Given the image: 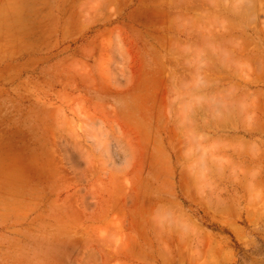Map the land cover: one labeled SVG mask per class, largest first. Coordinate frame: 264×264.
<instances>
[{
    "label": "rangeland",
    "instance_id": "obj_1",
    "mask_svg": "<svg viewBox=\"0 0 264 264\" xmlns=\"http://www.w3.org/2000/svg\"><path fill=\"white\" fill-rule=\"evenodd\" d=\"M199 251L264 264V0H0V264Z\"/></svg>",
    "mask_w": 264,
    "mask_h": 264
},
{
    "label": "bare ground",
    "instance_id": "obj_2",
    "mask_svg": "<svg viewBox=\"0 0 264 264\" xmlns=\"http://www.w3.org/2000/svg\"><path fill=\"white\" fill-rule=\"evenodd\" d=\"M201 248V247H200ZM205 248V247H204ZM212 248V247H211ZM206 249V248H205ZM213 249V248H212ZM200 250V249H199ZM207 250V249H206ZM210 250V249H209ZM211 251V250H210ZM209 252V251H208ZM213 252V251H212ZM206 253V252H205ZM204 252H202V251H199V252H195V254L193 255H191V257H189V261L191 262V263H193V264H203V263H200V261H202V260H208L209 261V263L211 264H216V261H215V263H213V262H211L212 260H214V258L216 257V255H215V257H213V255L211 254V252H210V254H205ZM214 254V253H213ZM182 257V256H181ZM184 257V256H183ZM182 259V258H181ZM216 260H217V258H215ZM182 261H184V259L182 260ZM207 262V261H206ZM208 263V264H209Z\"/></svg>",
    "mask_w": 264,
    "mask_h": 264
}]
</instances>
